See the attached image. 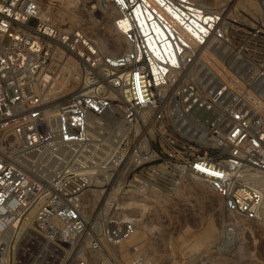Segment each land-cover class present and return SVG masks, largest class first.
Instances as JSON below:
<instances>
[{
    "label": "built area",
    "instance_id": "built-area-1",
    "mask_svg": "<svg viewBox=\"0 0 264 264\" xmlns=\"http://www.w3.org/2000/svg\"><path fill=\"white\" fill-rule=\"evenodd\" d=\"M191 195L215 237L174 259ZM28 218L45 264H218L257 233L264 0H0V264Z\"/></svg>",
    "mask_w": 264,
    "mask_h": 264
},
{
    "label": "bare ground",
    "instance_id": "bare-ground-1",
    "mask_svg": "<svg viewBox=\"0 0 264 264\" xmlns=\"http://www.w3.org/2000/svg\"><path fill=\"white\" fill-rule=\"evenodd\" d=\"M213 1L214 0H212V2ZM186 188L188 189L189 192L194 190L196 192V195H195L196 197L206 198L208 200L210 199L212 201L211 202L212 210L216 211L219 208V201L218 200L215 201V198L211 197V194L208 193L205 186H203L202 184L188 181ZM21 228H22V231H24V235L21 236V238H23L24 240V242H22V245H23L22 246V254H23L22 256H24V254H26V256L28 257H32V255L33 257L35 255L36 256L41 255L42 251H36L35 250L36 247H32V245L25 244V243H28V239L32 237V236L30 237V234L35 233L33 231L34 225H33L32 219L30 218L26 219L25 223L21 226ZM215 228L216 227H215V223L213 219L206 220V223L200 228V231L197 232L191 240L185 241L182 237H179V241H181V244L179 245V247H184L186 251H192L194 249H198V247L201 246L203 241L208 240L214 236ZM244 242H245L244 239H241L236 245V252L238 255H240L241 254L240 252L243 251V248L245 246ZM68 259H69V254L63 253L61 257L53 258L48 261L51 262V264H66ZM174 262L175 260L172 259V263Z\"/></svg>",
    "mask_w": 264,
    "mask_h": 264
},
{
    "label": "rangeland",
    "instance_id": "rangeland-1",
    "mask_svg": "<svg viewBox=\"0 0 264 264\" xmlns=\"http://www.w3.org/2000/svg\"><path fill=\"white\" fill-rule=\"evenodd\" d=\"M187 198L189 199L188 201L190 202V204H191L192 208L195 210V212L200 211L203 213L204 216H206V218H208L207 216H209L210 209L208 207L207 202H203L204 200L203 201L198 200L196 197H193V195H191ZM211 209H212V207H211ZM208 219L215 220L212 217H209ZM205 223H206V220H205V222L202 221L201 226H203ZM214 223H215V221H214ZM259 229L260 230H258L257 233H255L254 230H251V232H250L251 234L250 235L248 234L246 237L243 238L245 241L244 242L245 246L243 248V251L240 252L241 256L246 255L248 252H250L252 250L253 247L255 250L258 249L259 252L262 251V249L264 247V224ZM199 231H200V228H198L196 230L187 231L186 233H184L185 235L182 238L185 241L191 240L193 238V236ZM215 232H216V229H215ZM214 237H215V233H214L213 237H211L208 240L203 241L201 246L198 247V249H194L190 252L199 251L207 242L212 240ZM180 244H181V241H177V244H176L175 249H174V254H175L174 259H176L177 257H180L182 252L186 250L184 247H179ZM263 256H264V253H263ZM46 257H49V256H46ZM237 258H239V255L236 252H234V250H233V251H230L228 254L221 255L220 258L218 259V264H237L236 263ZM44 259L45 258L34 259V257L26 256V254H24V256L20 255V257H19L21 264H45V263H43L44 261H46ZM72 260H73V258L70 257V259L66 262V264H70ZM48 264H51V262L48 261Z\"/></svg>",
    "mask_w": 264,
    "mask_h": 264
}]
</instances>
